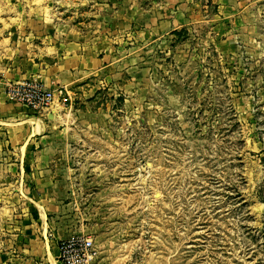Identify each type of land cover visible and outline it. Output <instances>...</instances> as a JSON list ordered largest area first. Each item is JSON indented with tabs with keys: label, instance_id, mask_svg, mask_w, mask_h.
Returning <instances> with one entry per match:
<instances>
[{
	"label": "rangeland",
	"instance_id": "rangeland-1",
	"mask_svg": "<svg viewBox=\"0 0 264 264\" xmlns=\"http://www.w3.org/2000/svg\"><path fill=\"white\" fill-rule=\"evenodd\" d=\"M73 235L91 264H264V0H0V264Z\"/></svg>",
	"mask_w": 264,
	"mask_h": 264
},
{
	"label": "built area",
	"instance_id": "built-area-1",
	"mask_svg": "<svg viewBox=\"0 0 264 264\" xmlns=\"http://www.w3.org/2000/svg\"><path fill=\"white\" fill-rule=\"evenodd\" d=\"M6 97L33 114L48 112L58 103L61 91L46 88L41 82L30 79L6 86ZM60 264H91L97 255L90 238L70 236L57 246Z\"/></svg>",
	"mask_w": 264,
	"mask_h": 264
},
{
	"label": "crops",
	"instance_id": "crops-1",
	"mask_svg": "<svg viewBox=\"0 0 264 264\" xmlns=\"http://www.w3.org/2000/svg\"><path fill=\"white\" fill-rule=\"evenodd\" d=\"M62 68V72H65V70L68 68V65H67V63L65 64H63L62 66H59V69H61ZM54 78L57 80L58 79V75L55 73V71H54ZM10 77H12V76H10ZM33 77H35V76H33ZM43 76H41V82H42V84L46 87V88H49V89H51V84H49V81H51L52 79H53V77L52 76H45V77H43ZM13 80L12 81H9L8 83H16V82H20V81H23V80H30V79H34V78H31L30 76H27V75H25L24 77H19V76H17V75H14L13 76ZM43 79V80H42ZM51 82H53V81H51ZM41 120L42 119H39V124L40 123H42L41 122ZM42 125L43 124H41V127H42ZM34 132L31 134V135H29L28 136V138H27V141H28V143H30V144H35V140H36V131H35V128H36V124H34ZM43 137H41L40 139H42ZM39 139V141H42V140H40ZM44 139H51L49 136H44ZM44 141H46V140H44ZM52 141V140H51ZM40 143V142H39ZM45 171V170H44ZM43 171V172H44ZM41 173V172H40ZM46 173V172H45ZM38 183H39V185L41 186V185H43V183H41L40 181H37ZM42 215V214H41Z\"/></svg>",
	"mask_w": 264,
	"mask_h": 264
},
{
	"label": "bare ground",
	"instance_id": "bare-ground-1",
	"mask_svg": "<svg viewBox=\"0 0 264 264\" xmlns=\"http://www.w3.org/2000/svg\"><path fill=\"white\" fill-rule=\"evenodd\" d=\"M55 106H56V104H55ZM35 123H37V122H35ZM37 128H38V130L41 129L39 124H37ZM36 130H37V129H36ZM49 261H50V260H49ZM52 264H53V263H52Z\"/></svg>",
	"mask_w": 264,
	"mask_h": 264
}]
</instances>
